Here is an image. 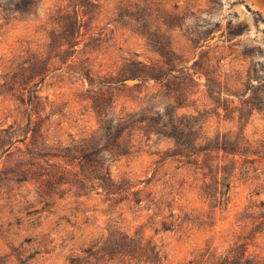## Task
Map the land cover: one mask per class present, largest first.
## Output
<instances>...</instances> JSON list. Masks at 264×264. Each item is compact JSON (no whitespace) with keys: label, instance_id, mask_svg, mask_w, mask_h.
<instances>
[{"label":"rangeland","instance_id":"374dc122","mask_svg":"<svg viewBox=\"0 0 264 264\" xmlns=\"http://www.w3.org/2000/svg\"><path fill=\"white\" fill-rule=\"evenodd\" d=\"M0 264H264V0H0Z\"/></svg>","mask_w":264,"mask_h":264},{"label":"trees","instance_id":"16d2710c","mask_svg":"<svg viewBox=\"0 0 264 264\" xmlns=\"http://www.w3.org/2000/svg\"><path fill=\"white\" fill-rule=\"evenodd\" d=\"M171 124L174 125L172 122H171ZM174 126H175V127H176V126L178 127V125H174ZM183 133H184V129L181 128V127H179L178 134L173 133V134H171V135H172L173 137H178L179 135L181 136ZM177 135H178V136H177Z\"/></svg>","mask_w":264,"mask_h":264}]
</instances>
